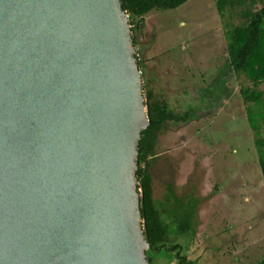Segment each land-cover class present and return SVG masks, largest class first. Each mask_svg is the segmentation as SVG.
<instances>
[{"label":"water","instance_id":"1","mask_svg":"<svg viewBox=\"0 0 264 264\" xmlns=\"http://www.w3.org/2000/svg\"><path fill=\"white\" fill-rule=\"evenodd\" d=\"M136 52L122 0H0V264H152Z\"/></svg>","mask_w":264,"mask_h":264},{"label":"rangeland","instance_id":"2","mask_svg":"<svg viewBox=\"0 0 264 264\" xmlns=\"http://www.w3.org/2000/svg\"><path fill=\"white\" fill-rule=\"evenodd\" d=\"M213 1L189 0L177 9L155 10L136 33L147 110L149 91L152 102H166L177 115L191 113L188 122L167 121L163 125L149 162L153 197L165 211L163 219L171 234L176 227L171 215L176 202L170 190L192 204L197 235L183 234L178 240L171 237L170 244L181 245V255L178 251L153 252L154 264H181L184 257L194 264H264V180L256 145L258 138H264V124L258 134L251 132L246 106L239 98L240 86L234 79L228 83L234 90L231 101L221 109H209V91L218 94L224 86L222 77L210 88L209 83L219 66L226 65L225 45H219L224 38L214 37L218 33L213 29L219 23L213 21L218 7ZM232 168L242 170L245 176L230 197L219 190L221 176L234 173ZM233 223L240 225L235 232L241 245L233 243L236 252L231 254L226 252L225 239L234 231L224 228ZM248 224L254 230L248 231ZM240 246H245L242 253Z\"/></svg>","mask_w":264,"mask_h":264},{"label":"trees","instance_id":"3","mask_svg":"<svg viewBox=\"0 0 264 264\" xmlns=\"http://www.w3.org/2000/svg\"><path fill=\"white\" fill-rule=\"evenodd\" d=\"M189 0H122L123 9L127 12L132 26L134 44L137 46L136 33L145 25V18L155 10L177 9ZM259 5H261L259 7ZM218 10L222 14L229 13L232 22L227 31L228 55L230 70L243 76L248 83L241 88L244 102L248 106V119L255 132L264 124V0H217ZM139 66L144 73V65L138 58ZM145 89V88H144ZM148 113L152 123L142 133L139 146V170L137 173L141 194V210L143 215L144 233L151 247L148 259L154 264L151 253L162 250L178 251L181 245L170 244L180 236H195L196 224L192 204L185 203L169 190L175 197L171 215L174 216L176 227L170 232V225L163 219L153 197L152 176L149 158L153 156L158 133L167 121L188 122L190 112L183 115L175 114L166 102H152V94L148 91ZM256 145L260 152V166L264 178V138H258ZM167 210V209H166ZM195 217V218H194ZM172 235V236H171ZM180 256V251H178ZM181 264H194L184 257Z\"/></svg>","mask_w":264,"mask_h":264},{"label":"crops","instance_id":"4","mask_svg":"<svg viewBox=\"0 0 264 264\" xmlns=\"http://www.w3.org/2000/svg\"><path fill=\"white\" fill-rule=\"evenodd\" d=\"M215 2H217V0H214L212 2L213 5L215 4ZM215 13H216V15H215V18L213 21H218L219 26L216 25L215 29H213L218 33V35L214 36V37L220 38L221 41H222V37L224 38V43L221 44V42L219 41L220 42L219 45H220V48H221V46L223 47V44L225 45V50H224L225 56L224 57L226 60V65H220L219 66L218 71L216 73V76L209 83L208 87L210 88L211 86H214L213 84L218 79L223 78L222 80H223V84H224L223 89H221L218 94L216 93V91H214L212 89L209 91V95L207 96V98H208V101H212V106L210 107V105H209V109H211V108L221 109L226 105L227 102L231 101L233 94H234V90L231 87H229L228 83L232 79H234L238 83V85L240 86L239 91H238L239 92V98H240L242 104H245L246 112L248 114V106L244 102L242 94H241V88L243 87V85L245 83V78L230 70V62H229V55H228L227 31L230 28V22H232V20H229L227 13L226 14L220 13V11L218 10V7H217V11L215 10ZM216 99H217V101L214 105L213 101H215ZM218 101H219V104H218ZM234 114H236V113H234ZM248 122L250 123L249 119H248ZM251 128H252L251 132L255 131L254 128L252 127V125H251ZM233 151L236 153L237 150L234 148ZM228 165H229V163L227 164V166ZM259 166H260V164H259ZM260 169H261V166H260ZM231 170H233L234 173H223V175L221 176V181H222L223 185H222V188L219 190V192L228 193V196H230V195L232 196L235 194L234 192L236 191V188L238 186H240L239 184L243 181V178L245 176V175H243L242 170L238 171V169L236 170L235 168H232ZM228 171H230V169H228ZM261 174H262V170H261ZM262 179L264 180L263 174H262ZM219 192H218V194H219ZM218 194L216 195L217 198L219 197ZM214 198H216V197H214ZM239 226L240 225H238V223H235V224L233 223L232 225L227 224L226 227L224 228L226 230L234 231L233 234H228L227 238L224 237V239L226 238L225 244L229 248V250L226 251L227 253L232 254L233 251L236 250V247H235V245H233V243L237 242V246L241 245V244H238V241L241 240L240 235L237 232H235V231L239 230ZM195 228H196V234H195V236H196L197 230H198L197 229L198 223L196 224ZM247 230L251 231V230H254V228L252 225L248 224ZM195 236H193V238ZM234 238H235V240H234ZM230 243H232V245H229ZM244 248H245V246H240V248H238V249H240V253L244 252V250H245Z\"/></svg>","mask_w":264,"mask_h":264}]
</instances>
